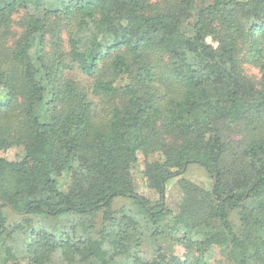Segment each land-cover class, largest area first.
Returning <instances> with one entry per match:
<instances>
[{
	"label": "trees",
	"instance_id": "1",
	"mask_svg": "<svg viewBox=\"0 0 264 264\" xmlns=\"http://www.w3.org/2000/svg\"><path fill=\"white\" fill-rule=\"evenodd\" d=\"M0 97L4 264H215L219 248L264 264V0H0ZM140 164L157 202L138 192ZM191 164L216 183L183 180L175 213L166 182ZM121 197L131 208H113ZM4 207L23 221L5 226ZM164 224L183 255L158 244Z\"/></svg>",
	"mask_w": 264,
	"mask_h": 264
},
{
	"label": "rangeland",
	"instance_id": "2",
	"mask_svg": "<svg viewBox=\"0 0 264 264\" xmlns=\"http://www.w3.org/2000/svg\"><path fill=\"white\" fill-rule=\"evenodd\" d=\"M161 1L163 2V0H155V2L157 3ZM25 18H26L25 11L18 12L14 15L13 24H12V30H13L12 37L14 38L18 37L23 33ZM208 41L214 45L216 44L211 40V38H208ZM242 70H243V73L249 79H251L254 83L258 84L261 81L263 73L260 70V68L256 66L255 64L244 60L242 64ZM67 75L79 81L82 85L86 86L89 84L90 79L75 67L68 69ZM0 100H1V97H0ZM168 140L170 139L168 138ZM172 140H175V139H172ZM1 153L3 154V156L7 157L8 159H17L23 156V148L14 147V148H10L8 150L2 151ZM143 168H144V165L140 164L139 168L136 169L135 171L138 192L148 197L152 201L157 202L160 199V196L154 189H151L150 187H148L146 181L144 180L143 174H142ZM183 180H187L189 182H192L208 190L212 189L213 184H214V177L211 176L207 172V170L204 167L200 166L199 164H191L190 166L185 168L184 171L181 172V174L170 178L166 182V193H165L164 202H165L166 207L175 213L178 211L179 207L184 202V199L186 196V193L184 192L182 188V184H181ZM65 185H66V182L61 181V186L63 188L65 187ZM121 207L131 208V199L125 198V197L115 198L113 202V208L120 209ZM2 211H3V215L5 216V222H4L5 226L10 227L16 222L21 223V221H23L24 219L22 216L23 214H25V212H20L18 214V212L13 211L10 207H4ZM232 216L236 221L237 220L236 214H233ZM100 217H101V214L96 217L97 221H99ZM44 218H45L44 216L38 215V216H31L29 219L35 225L45 224L46 226L52 227V228L53 227L54 228L63 227L64 225L69 223L70 220L75 221L73 216L72 217L68 216L65 218L61 217L59 219L47 218L46 220H44ZM166 228H167V224L162 225L161 229L163 233L158 236V244L164 249V251L167 254L173 253L179 256L183 255L184 253L183 248L170 239V237L165 232ZM15 242L17 243L18 248L23 247V245H19L18 241L15 240ZM144 248L146 252L145 253L146 257L150 258L152 256L154 247L151 246L148 242H146ZM211 259L215 264H230L227 260V250L223 248H219L215 250L211 255ZM0 264H4V263L0 261ZM53 264H65V263L61 261L60 259H56Z\"/></svg>",
	"mask_w": 264,
	"mask_h": 264
},
{
	"label": "water",
	"instance_id": "3",
	"mask_svg": "<svg viewBox=\"0 0 264 264\" xmlns=\"http://www.w3.org/2000/svg\"><path fill=\"white\" fill-rule=\"evenodd\" d=\"M215 183H216V178H215V181H214V184H213L212 190L214 189ZM2 204H3V203H0V206H1ZM13 211H14V210H13Z\"/></svg>",
	"mask_w": 264,
	"mask_h": 264
}]
</instances>
